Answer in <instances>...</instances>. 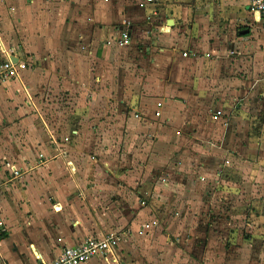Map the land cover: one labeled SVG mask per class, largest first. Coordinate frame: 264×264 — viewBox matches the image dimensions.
Returning <instances> with one entry per match:
<instances>
[{"label": "rangeland", "instance_id": "obj_1", "mask_svg": "<svg viewBox=\"0 0 264 264\" xmlns=\"http://www.w3.org/2000/svg\"><path fill=\"white\" fill-rule=\"evenodd\" d=\"M139 2L119 5L131 12L127 25L120 19L122 31L137 24L130 45L106 50L107 34L97 28H85L80 43L79 30L59 25L58 44L42 51L50 60L21 73L31 95L20 83L25 96H10L22 108L6 109L5 165L24 184L27 176L37 181L35 165L61 169L53 180L88 198L105 236H117V248L128 249L138 264H264V68L254 74L255 49L225 47L216 58L208 53L171 69L168 54H157L167 48V34H155L151 55L144 50L152 43ZM117 20L111 13L98 23ZM150 57L156 63L149 65ZM172 73L191 77L199 91L188 93L186 107L164 103V92L142 93L159 91ZM28 112L36 119L27 122ZM54 139L59 154L51 159L43 146ZM15 150L29 158H13ZM35 189L31 184L25 193L30 200ZM142 198L150 205L139 212ZM21 199L8 215L30 214ZM156 216L160 225L143 231Z\"/></svg>", "mask_w": 264, "mask_h": 264}, {"label": "crops", "instance_id": "obj_2", "mask_svg": "<svg viewBox=\"0 0 264 264\" xmlns=\"http://www.w3.org/2000/svg\"><path fill=\"white\" fill-rule=\"evenodd\" d=\"M110 4L113 5V10L110 9ZM119 5L121 0H0V59H5L6 51L12 54L14 61L28 63L27 68L21 71L22 74L25 71L39 69V63L44 64L50 60L42 51L58 44L57 37L61 23H69L73 31L79 30L80 43L85 41V28L89 30L97 28L99 32L107 34L103 44L108 50V47L117 45L114 40L124 32L120 19L125 18L123 22L127 25L131 18L130 10H125ZM101 10L104 11L102 14H100ZM139 10L147 14L144 24L152 43L151 46L144 48L146 54H152L154 44L157 42L154 37L156 33L167 34L169 38L167 48L158 47L157 54L160 57L168 54L171 69L184 60H194L197 56L203 58L208 53L216 58L217 53L223 52L222 48L226 47V50L229 48L232 51L239 44L254 47V62L256 58L259 61L255 63L254 74L264 68L263 19L258 12L251 10L250 0H154ZM111 13L115 19H118L115 25L98 23ZM245 22L248 27L244 30L240 29V24ZM235 23L239 25L236 27ZM128 27L130 29L128 45H130L137 24L131 21ZM110 40L113 41L111 45L107 42ZM186 51L191 55L183 56V52ZM199 52L203 54L199 55ZM156 60L150 57L149 65L156 63ZM22 74L20 79H12L0 86V137L8 120L6 114L8 106L16 104L14 110L18 112L22 108L17 102H12L10 96L14 94L15 100L25 96L26 91L23 95L18 91L23 88L20 83L25 85L31 95L32 88L22 80ZM173 77V73L167 77L159 91L156 89L152 93L145 90L142 93L146 96H152L150 94L155 96L156 93L159 95L160 92H164L166 93L162 100L164 103H179L186 107L188 93L198 97L199 91L193 85L191 77L182 78L181 75L176 79ZM26 114L27 122L36 119L37 114L33 115L31 112ZM137 114L136 118L140 117ZM3 143L4 139H0V211L10 229L8 234L0 239V264L48 263L57 258L65 247L79 244L89 237L105 236L102 217L97 210L92 209L88 198L86 199L84 195L80 197L79 191L72 190L73 184H62L53 180L54 176L57 178L58 174L63 173L61 169L58 172L54 167L39 168L35 165L33 173L36 176L32 178H37V181L33 183L27 176L28 180L25 184L24 181L19 182L14 176L12 178L10 169L5 165L10 158L7 159L6 149L2 148ZM43 147L45 154L51 159L59 154L55 139L52 141V146ZM13 158L29 157L15 150ZM66 170L72 172L69 167ZM47 182L49 186L43 188V184ZM31 184L38 191L33 200L25 195ZM76 186L78 187L79 184L76 183ZM41 188L47 190L43 191ZM16 197H22L21 200H24L29 215L20 212L14 216L8 215L13 209ZM142 201L143 199H138L139 212L150 205L149 201H146V204H142ZM159 220L158 217L149 219L147 223L155 221L157 224L147 230L145 223L143 231L150 232L155 229L160 225ZM123 228L118 227L117 230L122 231ZM11 229H15V235ZM85 264H138V262L133 261V255L129 254L128 249L117 248L114 254L91 258ZM170 264L176 263L170 262Z\"/></svg>", "mask_w": 264, "mask_h": 264}, {"label": "built area", "instance_id": "obj_3", "mask_svg": "<svg viewBox=\"0 0 264 264\" xmlns=\"http://www.w3.org/2000/svg\"><path fill=\"white\" fill-rule=\"evenodd\" d=\"M153 1L154 0H144L140 3V6L145 7L147 3ZM250 7L252 11H256L261 15L264 24V0H250ZM114 41L117 45H128L130 43L129 32H123L121 36ZM110 42L112 43L113 41ZM4 54L5 59H0V86L12 79H20L21 71L25 70L28 66V63L25 61H14L11 53L5 51ZM189 55H191V53L187 51L183 52V56ZM66 139L68 140V138ZM12 170L19 175V172L15 171V167H12ZM155 224H157L155 221L147 223L145 224V228L149 230ZM8 232L9 227L0 211V239L4 238ZM118 243V237L115 235L89 237L79 244L65 247L57 258L44 264H85L91 258L114 253Z\"/></svg>", "mask_w": 264, "mask_h": 264}, {"label": "trees", "instance_id": "obj_4", "mask_svg": "<svg viewBox=\"0 0 264 264\" xmlns=\"http://www.w3.org/2000/svg\"><path fill=\"white\" fill-rule=\"evenodd\" d=\"M138 115V114H137ZM140 116V115H139ZM143 199V198H142Z\"/></svg>", "mask_w": 264, "mask_h": 264}]
</instances>
